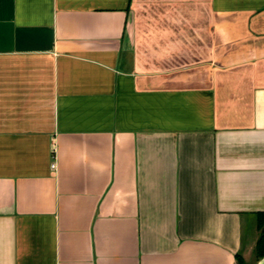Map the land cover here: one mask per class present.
Instances as JSON below:
<instances>
[{"label": "crops", "instance_id": "obj_1", "mask_svg": "<svg viewBox=\"0 0 264 264\" xmlns=\"http://www.w3.org/2000/svg\"><path fill=\"white\" fill-rule=\"evenodd\" d=\"M260 213L264 0H0V264H264Z\"/></svg>", "mask_w": 264, "mask_h": 264}, {"label": "trees", "instance_id": "obj_2", "mask_svg": "<svg viewBox=\"0 0 264 264\" xmlns=\"http://www.w3.org/2000/svg\"><path fill=\"white\" fill-rule=\"evenodd\" d=\"M257 227L259 229V236L254 247L255 258L258 259L264 254V213L257 216ZM236 264H247L240 252L235 254Z\"/></svg>", "mask_w": 264, "mask_h": 264}, {"label": "built area", "instance_id": "obj_3", "mask_svg": "<svg viewBox=\"0 0 264 264\" xmlns=\"http://www.w3.org/2000/svg\"><path fill=\"white\" fill-rule=\"evenodd\" d=\"M52 167H54V164H52Z\"/></svg>", "mask_w": 264, "mask_h": 264}]
</instances>
